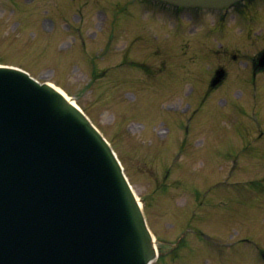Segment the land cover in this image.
Returning a JSON list of instances; mask_svg holds the SVG:
<instances>
[{"label":"rangeland","instance_id":"1","mask_svg":"<svg viewBox=\"0 0 264 264\" xmlns=\"http://www.w3.org/2000/svg\"><path fill=\"white\" fill-rule=\"evenodd\" d=\"M254 4L191 21L160 0H0V63L56 83L113 144L172 245L154 264H264V72L253 74L264 0Z\"/></svg>","mask_w":264,"mask_h":264},{"label":"water","instance_id":"2","mask_svg":"<svg viewBox=\"0 0 264 264\" xmlns=\"http://www.w3.org/2000/svg\"><path fill=\"white\" fill-rule=\"evenodd\" d=\"M155 255L102 136L54 89L0 68V264H148Z\"/></svg>","mask_w":264,"mask_h":264}]
</instances>
